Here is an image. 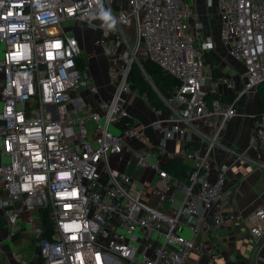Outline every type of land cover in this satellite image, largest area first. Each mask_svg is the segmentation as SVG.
Returning <instances> with one entry per match:
<instances>
[{"label":"built area","instance_id":"1","mask_svg":"<svg viewBox=\"0 0 264 264\" xmlns=\"http://www.w3.org/2000/svg\"><path fill=\"white\" fill-rule=\"evenodd\" d=\"M198 1L125 0L113 14L115 27L101 32L114 92L93 109L78 91L99 89L86 66L77 65L82 45L68 31L72 23L95 25L96 10H110L112 0H0V212L11 236L26 229L36 237L41 264H187L192 253H207L208 264H239L219 261L212 244L197 236L218 235L231 203L229 163L216 166L214 158L219 148L234 161L244 157L221 137L241 98L264 85V0H204L218 11L220 43L246 68L241 87L205 70V53L217 40ZM145 59L178 79L168 98L155 88L168 111L155 109L150 127L160 142L152 147L142 143L146 126L133 123L126 109L135 93L132 66ZM220 85L235 93L232 102L208 100ZM254 124L249 148L264 156V111ZM189 132L206 142L183 150L190 167L183 180L164 164L168 142ZM113 155L127 156V167L153 171L157 180L134 178L112 164ZM174 189L182 197L167 207ZM41 208L53 223L49 237ZM186 215L190 235L179 232ZM251 219L258 241L264 203Z\"/></svg>","mask_w":264,"mask_h":264},{"label":"crops","instance_id":"2","mask_svg":"<svg viewBox=\"0 0 264 264\" xmlns=\"http://www.w3.org/2000/svg\"><path fill=\"white\" fill-rule=\"evenodd\" d=\"M103 24L98 23L101 27ZM102 28L96 31V34L99 35L98 42L95 43L97 46L88 40L87 32L82 30L80 23L74 24L70 28L72 34L76 35L81 42V57L84 58L85 66L93 83L99 89L96 94H90L86 89L78 91V94L93 109H98L102 102L110 100L114 92V86L107 73L108 56L104 53L103 44L100 41ZM220 67L226 75L235 79L239 87L244 84L246 68L243 63L235 60ZM217 91L224 94L232 93L223 85H220ZM237 104L239 114L231 119L225 127L221 144L226 148L243 152L244 157L234 161L233 156L228 155L229 152H225V148H223L224 150L219 148L215 152L214 158L216 166L225 161L229 163L228 188L231 203L223 209L225 222L218 235L215 236L208 230H202L197 239L211 243L219 261L264 264V237L256 241L250 233L253 223L251 214L264 203V156H260L258 152L249 148L250 137L255 130L254 115L259 112L261 106L258 91L241 98ZM126 109L133 123L146 126L142 143L151 147L157 146L160 142V135L150 127V124L158 117V114L149 100L135 92L127 100ZM204 131L206 134L208 133V130L204 129ZM205 142L204 138H200L198 134L192 132H189L181 141L170 140L168 142V149L171 153L169 161L182 159L184 163H187L188 160L182 158L183 150L193 145L200 146ZM126 160L127 156H124L123 160H120L118 155L112 156V164L119 166L120 169H128L134 178L145 180L150 184L157 180V175L153 171L140 170L134 166L127 167ZM214 173H216V169ZM171 194L174 196V202H167V207L168 205H177L182 197V192L179 190L174 189ZM150 199L153 202L156 201L154 197ZM191 220L192 218L188 215L184 217L179 228L181 234L190 235L191 230L188 222ZM2 222L0 225V244L3 252L0 255V264H38L40 258L36 237L26 229H22L15 236H11L10 228L4 223V220ZM261 224L264 226V222ZM208 261L207 253L201 255L192 253L187 264H208Z\"/></svg>","mask_w":264,"mask_h":264},{"label":"trees","instance_id":"3","mask_svg":"<svg viewBox=\"0 0 264 264\" xmlns=\"http://www.w3.org/2000/svg\"><path fill=\"white\" fill-rule=\"evenodd\" d=\"M76 62L79 67H85L83 57L79 56ZM210 74L213 80H217L219 77L224 75L225 72L220 66L212 64L210 66ZM130 79L135 88V92L140 95H145L152 107L155 109H163L165 112L168 111L166 104L161 99L156 89L164 97L168 98L171 96L173 88L177 85L178 79H176L173 75L166 73L159 65L149 59L142 60V66L136 62L133 64ZM258 94L261 101L259 112H262L264 111V85L259 86ZM234 96L235 93L233 92L224 94L218 91L210 90L207 93L209 101H212L213 99H221L232 102L234 100ZM164 167L174 177H178L183 180L186 179V173L190 170L189 165L184 163L182 159H173L164 164ZM38 214L40 215L42 224L45 227L44 236L49 237L53 225L49 211L47 208H41L38 211ZM2 220L4 219L0 212V225L3 223ZM38 264H41V260Z\"/></svg>","mask_w":264,"mask_h":264},{"label":"rangeland","instance_id":"4","mask_svg":"<svg viewBox=\"0 0 264 264\" xmlns=\"http://www.w3.org/2000/svg\"><path fill=\"white\" fill-rule=\"evenodd\" d=\"M125 4H126L125 0H112L110 10L109 9L108 10L103 9V10L110 11V14L113 16V14L117 13L120 9H122L125 6ZM100 11L101 8L97 9L95 12V19H94L95 25L86 26L84 24H80L82 26V30L84 32H87L86 36L88 37V40H90V42L94 46H97L95 45V43L98 42L99 39V35L96 34L97 33L96 31L107 25V24H103L106 22L100 18ZM197 12L204 21L207 31H210L217 40V44L215 45V47L205 53V61H204L205 70L210 71V66L212 64L215 65L219 64V66H223L226 63L234 62L235 59L231 56L228 49L220 43V20L218 17L219 15L218 11L215 8H210V9L206 8V6L204 5V0H199L197 6ZM98 23H102L103 26L102 27L99 26L100 24L98 25ZM73 25L74 24L72 23L71 26ZM68 33L71 34L72 31L69 30ZM100 41L102 43L101 38ZM95 49L97 50V47H95ZM2 51H3V45L0 46V57L2 56ZM139 57H142V55H139ZM108 62H109V57H108ZM187 162L189 163V160Z\"/></svg>","mask_w":264,"mask_h":264},{"label":"clouds","instance_id":"5","mask_svg":"<svg viewBox=\"0 0 264 264\" xmlns=\"http://www.w3.org/2000/svg\"><path fill=\"white\" fill-rule=\"evenodd\" d=\"M100 18L104 20L107 24V27L114 28L116 25L115 18L110 14V11H104L101 9L100 11Z\"/></svg>","mask_w":264,"mask_h":264}]
</instances>
